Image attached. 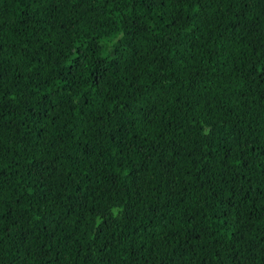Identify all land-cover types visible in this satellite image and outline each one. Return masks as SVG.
<instances>
[{
    "label": "trees",
    "instance_id": "16d2710c",
    "mask_svg": "<svg viewBox=\"0 0 264 264\" xmlns=\"http://www.w3.org/2000/svg\"><path fill=\"white\" fill-rule=\"evenodd\" d=\"M0 264H264V0H0Z\"/></svg>",
    "mask_w": 264,
    "mask_h": 264
}]
</instances>
